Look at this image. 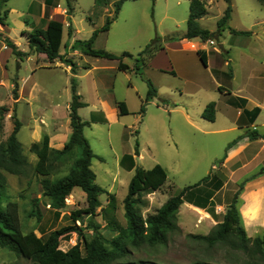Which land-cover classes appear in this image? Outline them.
I'll return each instance as SVG.
<instances>
[{
    "label": "rangeland",
    "instance_id": "374dc122",
    "mask_svg": "<svg viewBox=\"0 0 264 264\" xmlns=\"http://www.w3.org/2000/svg\"><path fill=\"white\" fill-rule=\"evenodd\" d=\"M39 1L7 0L5 11H7L8 18L4 35L14 39V37L21 36L23 27L26 30L37 27L41 29L44 21L40 13ZM69 1L60 0L62 8L68 9ZM103 1L107 4V10L99 0H71L74 11L71 13L70 22L74 30L79 31L77 37L81 41L88 39L92 29L91 22L102 27L106 24V20L115 14V3L120 0ZM202 1L206 4L208 14L199 23L202 28L214 34L210 40L214 41L215 46L208 47L209 51H212V63L210 62L212 76L211 70L202 64L197 53L179 52L175 54V58L183 60L187 56L194 57L192 72L198 78L206 79L207 83L204 87L212 86V92L208 87L207 90H201L194 84L186 83L184 78L169 71L148 73V64L139 69L135 68V59L138 58L139 53L157 36L162 38L163 47L167 43L172 45L171 42H174L175 47H180L183 36L187 33L191 0H124L117 20L108 32H101L100 43L93 46L96 50L109 53L116 49V54H113L119 56L125 52L132 54L134 58L124 59V63L130 67L128 77L137 86L136 91L130 89V92L136 96L137 93L144 94L137 111H128L125 115L120 114L122 120L131 125V128L125 129L120 124L86 122L84 129V134L97 156L92 160L91 167L96 174V183L113 196L116 195L114 196L115 202L112 204L108 203L107 194L100 196V201L106 209L103 211L99 209V216L95 217V222L101 226L100 232L107 241L118 234L116 229L127 225L123 201L128 195L129 185L135 173L119 169L118 155L131 153L136 149L142 150L146 155L142 164L147 170L152 167L153 158L156 156L162 165L168 168L167 185L160 191L144 196L145 203L141 211L143 216L147 217L155 214L169 198L177 196L186 187L201 182L210 171L213 175H217L221 182L228 180V176L220 165L226 155L228 143L235 139L236 133L229 130L216 133L208 131L229 129L231 118L225 119L223 116L216 124H212L203 122L193 112L194 104L203 103L209 99L208 96L211 94L212 102L218 101L220 92L218 87L216 88L217 83L225 88L230 87V81L223 79L222 74H230L232 70H235L237 79L234 84L251 91V94L264 104V87L257 92L255 81L247 79L252 67L245 59L248 53H256L255 56H257L259 52L258 56H264V6L258 0H231L232 17L226 26L219 29L218 22L230 3L226 0ZM232 30L249 32L247 35H236ZM67 33L68 29L65 28L64 39L66 41ZM193 42L200 46L203 44L200 40H193ZM62 51H65V48ZM228 51H231L230 58L233 62L232 66L228 64L224 67V59L231 61L227 54ZM41 74L46 77L53 75L47 71ZM109 75L111 79L118 76L117 85H120V87L117 86L118 92H125L127 88L132 87L127 76L121 72L117 71L116 75ZM147 79L151 80L156 90H160L163 95L161 99L159 97L154 99L155 107L151 101L145 102L148 89ZM75 82L78 83L77 79ZM237 86L234 85V89H237ZM144 102L145 112L142 114L141 107ZM157 106L166 109V112L158 113ZM176 108L189 110L196 126L188 125L183 113H172V109ZM83 114L87 117L89 111L85 110ZM97 116L102 115L97 114ZM155 116L158 117L157 124L153 120ZM153 127H156V133L151 132ZM259 132L261 133V130ZM154 139L157 146L151 145ZM23 153L29 157L30 161H37L36 155L27 152L26 149H23ZM152 153L154 156L151 155ZM70 166L71 163L58 166L51 179L67 175ZM214 167L216 170L213 169ZM7 179V193L11 200L20 205V217L24 231L36 230L39 237L46 238L52 231L72 225L71 213L87 207L86 197L80 195L84 192L76 188L77 193H72L67 198L70 201H66V207L63 210L52 209L47 205V200L42 197L40 179L35 176L32 165H28L24 175L7 174ZM214 185L215 183L212 182L211 186L207 184L193 192L205 195L212 191ZM241 186V184L238 185V190ZM218 204L223 206V209L215 208L213 205H209L205 211L194 209L198 214L195 218L189 216L190 213L183 208L177 219V224L179 222L181 224L179 225L180 230L170 234L169 243L153 248L146 246L143 251L135 252L134 259L154 261L160 264H190L195 259L212 256L211 261L215 264H244L245 260H249V256L229 245L207 249L205 244L187 238L189 234L209 235L214 224L216 225L214 220L215 222L223 220L228 200L218 201ZM32 210L36 215L31 217L29 213ZM88 221L89 217L85 216L83 225L80 223L77 225L84 226ZM86 234L92 237L93 231L87 230ZM77 242L76 233L67 235L61 240V249L67 251ZM0 264H31V262L0 247Z\"/></svg>",
    "mask_w": 264,
    "mask_h": 264
},
{
    "label": "trees",
    "instance_id": "16d2710c",
    "mask_svg": "<svg viewBox=\"0 0 264 264\" xmlns=\"http://www.w3.org/2000/svg\"><path fill=\"white\" fill-rule=\"evenodd\" d=\"M258 1L264 6V0ZM6 2L7 0H0V27L7 25L8 14L4 8ZM123 2L124 0H120L116 3L115 15L108 18L101 29L95 30L90 39L77 41L74 47L81 48L89 56L118 61V68L121 71H128L130 67L124 63V59L134 58L132 54L125 52L119 56L93 48L98 35L110 30ZM226 2L230 3L231 0H226ZM72 11L73 8L69 1L68 13L71 14ZM232 11L230 3L224 16L218 22L219 29L227 25L232 17ZM207 14L206 4L202 0H191L186 39L199 38L206 42L214 37L213 33L202 28L199 23V20ZM71 32L69 30V34ZM233 33L248 34V32L235 30ZM63 34L64 24L58 21H50L47 29L37 30L35 35L29 39L30 50L45 54L51 62L63 59L60 55ZM2 45L12 49L13 54L20 60L29 55V53L20 51L9 37L0 34V47ZM162 49V38L157 36L139 53L138 58L135 59V68L139 69L146 66ZM65 62L72 65V70L75 73L76 64L70 60ZM147 83L148 95L145 102L153 100L158 94L152 81L147 79ZM14 96L17 98V87L14 90ZM145 102L141 107L142 114L145 112ZM85 106L86 104L81 101V96L78 94L75 79H73L70 104L73 133L69 142L62 150H55L50 147L49 138L46 136L42 142L33 143L30 152L38 158L34 167V174L40 179L42 197L47 200V205L57 211L63 210L66 207L67 198L74 189L80 188L86 194L87 207L71 213L72 225L52 231L46 238L39 237L36 230L24 231L20 217V205L11 200L7 193V174L24 175L29 165L23 153L22 144L17 137L21 123L16 120L13 133L0 146V247L12 251L17 256L30 261L31 264H160L148 260H135L134 254L143 251L146 246L153 248L158 245H167L170 234L180 230L177 224V215L182 205L187 202L206 209L210 205V199L213 198L215 192L223 187L224 182H221L217 175H209L198 184L186 187L177 196L171 197L155 214L144 217L141 211L145 203L144 196L160 191L168 180V174L161 165H156L150 170L137 167L129 185L128 195L123 201L127 225L116 229L118 234L107 241L100 232L101 226L95 222V217L99 216V209L105 210L102 208L100 196L107 194L109 196L108 203L112 204L115 202V195L113 196L96 183V174L91 167L92 160L97 156L84 134L87 123L82 120L79 114V110ZM119 109L122 115L128 113L124 103H119ZM215 113L216 105L211 103L206 107L203 117L212 122L215 121ZM236 142L237 140L232 142L227 150ZM136 155L139 156L138 149H136ZM129 158L125 156L123 161ZM225 158L221 164L224 163ZM70 163V171L67 175L51 179L58 166H66ZM133 167L134 163L131 164L130 168ZM261 173H264V169ZM212 182L215 185L211 192H207L205 195L193 192V190L196 191L207 184L211 186ZM241 191L242 186L228 205L223 220L214 226L209 235L189 234L187 238L205 244L207 249L229 245L249 256V260H245L244 264H264V234L261 237L250 239L242 225L238 208V198ZM35 201L38 202L39 200ZM29 215L32 217L36 213L32 210ZM85 216L89 217L88 223L84 226H78V223L83 225ZM87 230L93 231L92 237L86 234ZM73 233L78 235L77 244L67 251L62 250L61 240ZM211 258L212 256L195 259L190 264H215Z\"/></svg>",
    "mask_w": 264,
    "mask_h": 264
},
{
    "label": "crops",
    "instance_id": "0c3cea01",
    "mask_svg": "<svg viewBox=\"0 0 264 264\" xmlns=\"http://www.w3.org/2000/svg\"><path fill=\"white\" fill-rule=\"evenodd\" d=\"M99 2L107 10V4L103 0H99ZM39 5L41 17L44 21L43 27L41 29L38 27L35 29L28 28V30L23 27L21 36L14 37V39L10 38L20 51L29 53V55L23 60H20L13 54L12 49L6 45L0 47V146L13 133L16 127V120H18L21 123V128L17 137L22 144V148L26 149L27 152L31 153V145L42 142L46 136L49 138L52 149L62 150L69 142L73 133L70 118V104L72 101V81L74 78L78 82L77 91L81 96V101L86 104L85 107L79 110V114L84 122L94 124L102 122L109 125L120 124L125 129L131 128V125H128L120 116L119 103H124L129 112L137 111L138 106L142 103L144 94L137 93L136 96L130 92V89L137 90L135 83L132 80L130 81L128 77L130 69L128 71H121L118 68V61L89 56L81 48L74 47L77 41H81L77 37L79 31L74 30L70 22L71 14L68 13L67 8H62L60 0H40ZM5 6L6 3L4 8ZM71 6L74 8L72 3ZM50 21H58L64 24L63 41L60 49V55L63 59H58L53 62L49 61L45 54L33 52L29 47V39L35 35L37 30L47 29ZM91 25L92 29L90 30L88 39L92 37L95 30L102 28V26H98L92 22ZM6 26L0 27V34L4 35ZM65 28L68 29L67 41L64 39ZM69 30L72 31L71 34H69ZM235 31L249 32L241 30ZM101 34L96 38L94 47L100 43ZM193 40L202 41L199 38L186 39L183 36L180 47H175L173 45L174 42H171L172 45L167 43L149 61L147 72L169 71L184 78L186 83L194 84L195 87L201 90H207L208 87L212 92V86L207 85V87H204L206 86L207 80L198 78L192 72L195 63L194 57L187 56L183 60L175 58V54L179 52L197 53L202 64L211 70L212 76V69L210 67L212 63V51L210 52L208 49L210 45H205L204 41H202L203 44L200 46L198 43H194ZM63 48H65V51H62ZM106 49L110 50L107 47ZM115 50L113 49L111 52L115 53ZM227 54L230 58L231 51H228ZM255 54L248 53L245 56L246 61L252 67L247 79L255 81V88L259 92L264 87V56H258L259 52H257V56ZM66 60H70L73 64H76L75 73L72 70V65H69L70 63L67 64L65 62ZM223 61L224 67L228 64L232 66V59L231 61L225 59ZM46 71L53 75L46 77L41 74L46 73ZM117 71L127 76V79L131 82L132 87L127 88L125 92H118L117 86L120 87V85H117L118 76L115 79H111L109 75H116ZM221 76L223 79L226 78L228 80L227 82L230 81V87L225 88L220 83H217L216 88L218 87L220 92L218 101L212 102L211 94V96H208L209 99L203 103L194 104L195 109L193 111L200 120L212 124H216L219 118L223 116L225 119L227 117L231 118V127L229 129L208 132L216 133L229 130L230 132L236 133L235 139L228 144L230 145L236 140L237 142L226 151L224 163L220 165L223 172L228 176V180L224 182L223 187L210 199V205L215 204V208L223 209V206L219 205L218 201L228 200V204L225 205L228 207L234 195L238 192V185L241 184L242 191L238 198V208L242 225L247 232V236L250 239H255L264 234V173H261L262 169H264V104L258 101L251 94V91L244 90L243 87H238L237 84H234L237 79L235 70H232L230 74H222ZM234 85L237 86V89H234ZM16 87L17 98L14 96ZM146 95H148V89ZM162 96L159 90L155 98L159 97L161 99ZM154 99L151 100L153 107H155ZM211 103H215L216 105L215 121L212 122L203 117L206 107ZM157 109L158 113L166 112V109L160 108L159 106H157ZM85 110L89 111L87 117L83 114ZM174 112L183 113L187 124L196 126L189 110L184 111L176 108L172 109V113ZM97 114L102 116H97ZM156 119H158L157 116L153 119L155 124L158 122ZM259 130H261V133ZM156 131V127L151 128L152 133H156ZM151 145L157 146L155 139ZM138 153L139 156L136 155V151L118 155L117 163L119 169L130 173L135 172L137 167L146 169L142 164L145 161L146 155L142 150H138ZM151 155L154 156V153ZM125 156L130 158L123 161ZM26 158L28 164L35 167L38 158L34 162L30 161L28 156ZM132 163H134V167L131 169L130 166ZM160 164L168 174V168L162 165L157 156L153 158V165L150 169ZM213 169L216 170L215 167ZM209 175H212L211 171ZM167 183L168 180L165 185ZM74 193H77L76 189H74ZM80 195L86 197L85 193H81ZM102 208L105 207L102 205ZM183 208H186V211L190 213L189 216L192 218L198 216L194 209L199 211L206 210L185 202L180 208L177 219H179ZM212 219H214L213 216ZM219 222L221 220L218 222L214 220L216 225ZM179 225L181 226L180 222L178 223Z\"/></svg>",
    "mask_w": 264,
    "mask_h": 264
},
{
    "label": "built area",
    "instance_id": "2783aa9c",
    "mask_svg": "<svg viewBox=\"0 0 264 264\" xmlns=\"http://www.w3.org/2000/svg\"><path fill=\"white\" fill-rule=\"evenodd\" d=\"M205 45H210V46H213L215 45L214 41L213 40H210V41H207V42H204ZM66 201H70V200H66Z\"/></svg>",
    "mask_w": 264,
    "mask_h": 264
}]
</instances>
